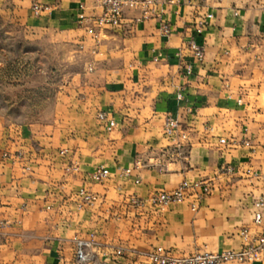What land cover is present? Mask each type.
Masks as SVG:
<instances>
[{
    "label": "crops",
    "instance_id": "0c3cea01",
    "mask_svg": "<svg viewBox=\"0 0 264 264\" xmlns=\"http://www.w3.org/2000/svg\"><path fill=\"white\" fill-rule=\"evenodd\" d=\"M32 2L47 9L34 16ZM158 2L159 18L130 23L140 10L126 7L129 23L91 34L79 15L100 14V0H18L21 24L66 46L79 68L50 120L0 118V264H149L158 246L185 256L237 250L243 228L264 236V206L254 222L264 200V0ZM191 38L202 62L184 49ZM168 116L185 140L163 134ZM98 167L109 175L94 182ZM184 180L209 183L195 210V190L163 209L148 201ZM80 187L95 194L92 206H76ZM90 238L78 261L76 240ZM251 264H264V249Z\"/></svg>",
    "mask_w": 264,
    "mask_h": 264
},
{
    "label": "built area",
    "instance_id": "2783aa9c",
    "mask_svg": "<svg viewBox=\"0 0 264 264\" xmlns=\"http://www.w3.org/2000/svg\"><path fill=\"white\" fill-rule=\"evenodd\" d=\"M173 2V1H171ZM101 12L97 15L85 16L83 13L79 15L80 21H85L89 24L87 32L95 34V31L103 30L107 27L119 28L125 26L127 17L124 15V8L139 9L140 14L133 17L130 23L139 22L149 18H159L157 6L158 0H100ZM47 7L39 2H32L31 11L34 16H38ZM208 18L211 14L207 15ZM206 24L205 20L198 21L195 26V31L201 33L203 26ZM161 29L165 34L170 33L171 28L166 22L161 23ZM184 49L188 50L192 58L198 62L204 59V47L198 44L193 38L187 40L184 44ZM180 57V52L176 53ZM185 75L191 73V65L185 63L183 65ZM91 70V68H89ZM97 118L104 123L107 130H112L116 123L114 119L105 111L97 114ZM179 123L176 118L168 116L163 124V134L168 137H175L177 134L179 138L186 139L187 135L184 132H179ZM219 143H225L224 138L218 139ZM249 144V142H246ZM6 157V153H2ZM76 169V166H73ZM129 173V169L125 170ZM222 171L226 174L233 172V167L225 166ZM109 175V171L105 167L95 168L90 178L94 182H101ZM189 190H195V202L191 203V209L195 210L203 197L210 193V186L208 182L196 181L193 183L182 181L178 186L170 191H159L149 196L148 201L158 209H163L173 202H180L185 200ZM76 206L78 208L92 206L96 202V196L91 191L84 187H80L75 195ZM264 200L259 198L254 203V222L260 223L262 220V209ZM240 235L244 240L241 248L234 250H223L220 252H211L207 250L195 252L189 255H177L158 246L146 254V260L149 264H227L229 262H236L238 264H251L261 260L262 251L264 249V236L250 237L249 231L243 228ZM92 244V239L82 240L77 239L75 242V258L78 261H85L88 258L87 248ZM118 253H120L118 251Z\"/></svg>",
    "mask_w": 264,
    "mask_h": 264
},
{
    "label": "rangeland",
    "instance_id": "374dc122",
    "mask_svg": "<svg viewBox=\"0 0 264 264\" xmlns=\"http://www.w3.org/2000/svg\"><path fill=\"white\" fill-rule=\"evenodd\" d=\"M18 4L0 0V118L14 124L47 121L58 91L79 64L68 59L66 46L21 24Z\"/></svg>",
    "mask_w": 264,
    "mask_h": 264
}]
</instances>
